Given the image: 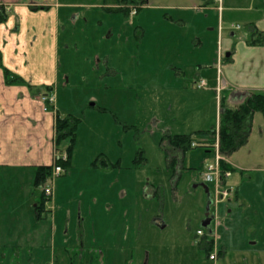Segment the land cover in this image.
Masks as SVG:
<instances>
[{
	"label": "rangeland",
	"instance_id": "rangeland-1",
	"mask_svg": "<svg viewBox=\"0 0 264 264\" xmlns=\"http://www.w3.org/2000/svg\"><path fill=\"white\" fill-rule=\"evenodd\" d=\"M68 1L52 95L60 117L76 119L69 167L50 182L56 196L39 219L33 177L0 179V264H264V117L254 114L247 141L226 157L238 195L229 214L217 206L215 260L196 230L207 234L201 183L216 134L176 154L174 172L160 143L217 125L223 51L247 40L264 0ZM227 96L218 92L222 104ZM81 244L93 253L80 258Z\"/></svg>",
	"mask_w": 264,
	"mask_h": 264
},
{
	"label": "crops",
	"instance_id": "crops-1",
	"mask_svg": "<svg viewBox=\"0 0 264 264\" xmlns=\"http://www.w3.org/2000/svg\"><path fill=\"white\" fill-rule=\"evenodd\" d=\"M0 7L7 12L6 20L0 23V53L4 67L29 85L54 86L58 80V30L62 21H65V13L71 9V3L68 0H0ZM252 25L258 31H264V15ZM245 42L233 50L229 46L225 47L223 51L226 53L232 50L231 60L223 64V80L219 88V92L227 91V106L237 104L248 90L264 89V46H248ZM197 77L192 83L203 79L200 75ZM217 85L216 80V123L220 112ZM55 111V104L48 107L38 96L32 97L26 86L6 85L0 69L1 180L15 179L18 184H22L28 173L34 181L37 166L53 163L54 154L60 151H56L54 146ZM201 139L206 141L208 137L203 136ZM237 195L236 189L233 197ZM55 196L53 193L52 202ZM224 203L226 213L229 214V201ZM2 211L0 203V213ZM130 244L128 242L127 245L131 249ZM119 249L122 250L120 252L125 250ZM88 252L93 253L81 244L80 258L86 257ZM102 253L104 255V251Z\"/></svg>",
	"mask_w": 264,
	"mask_h": 264
},
{
	"label": "trees",
	"instance_id": "trees-1",
	"mask_svg": "<svg viewBox=\"0 0 264 264\" xmlns=\"http://www.w3.org/2000/svg\"><path fill=\"white\" fill-rule=\"evenodd\" d=\"M124 1V0H122ZM138 1V0H137ZM145 0H139V4H143ZM36 9H39L38 7ZM118 9V8H117ZM7 18V12L0 7V23L4 22ZM249 46H264V31H258L255 27H251V32L246 40ZM232 50L230 56L224 57V62L231 60ZM0 69L2 71L3 80L6 85H23L26 86L32 97L39 95H49L53 92V85H29L19 76H13L10 71L4 67L0 53ZM50 104L48 103V107ZM220 112L218 115V141L219 153L223 157L232 154L236 149L247 141L248 133L251 127L252 117L256 113H260L264 117V89L261 90H248L242 94L239 102L233 106L222 104L219 100ZM75 127L76 119L71 116L60 117L58 111H55L54 118V146L58 149L60 140L67 138L68 146L66 148L67 158L65 161L56 160L55 164L62 166L64 169L69 167L70 152L74 146L75 141ZM215 134V127L209 130H201L192 134H168L165 133L160 137V143L167 145L169 151L165 154L167 160V167L174 172L176 163V154H184L188 148L196 147V144L191 146L192 142L196 141L197 136H207ZM210 142L213 140H209ZM202 143V142H199ZM198 144V143H197ZM204 147V146H202ZM206 148V147H205ZM103 162V160H102ZM105 164V162H103ZM221 170L228 169L232 171L233 168L225 162L220 163ZM52 171V165L37 166L34 173V187L39 188L49 177ZM45 199L41 195V201L36 203L34 210L36 219L40 218V213L44 210ZM205 240V241H204ZM203 240L202 247L205 249L207 255L212 249V241Z\"/></svg>",
	"mask_w": 264,
	"mask_h": 264
},
{
	"label": "built area",
	"instance_id": "built-area-1",
	"mask_svg": "<svg viewBox=\"0 0 264 264\" xmlns=\"http://www.w3.org/2000/svg\"><path fill=\"white\" fill-rule=\"evenodd\" d=\"M204 85V82L201 81L198 87H201ZM43 100H45V97H42ZM51 100V98H49ZM214 148H215V158L214 161L206 166L205 172H204V180L208 182H213L215 185V193H214V198H215V203L218 201H222L224 199H227L231 192L232 188L224 187L222 185V182L225 178L229 176V172L225 171L222 172L219 166V159L220 155L218 154V141L216 139L214 143ZM219 155V156H218ZM222 159V158H221ZM61 172V167L58 165H55L52 170V175L51 177L57 176ZM43 193L45 197H50L52 194V188L48 183H45L42 187ZM197 234L201 235V231H197ZM214 254L210 255V259H214Z\"/></svg>",
	"mask_w": 264,
	"mask_h": 264
},
{
	"label": "water",
	"instance_id": "water-1",
	"mask_svg": "<svg viewBox=\"0 0 264 264\" xmlns=\"http://www.w3.org/2000/svg\"><path fill=\"white\" fill-rule=\"evenodd\" d=\"M225 56H229V53H226ZM201 185L204 187V191H205V193L207 195V201H206V206H205V211H204V218L201 220L200 226L203 227V228H207L208 224L211 221V218L208 216L211 200H210V196H209V191H208L207 185L205 183H201Z\"/></svg>",
	"mask_w": 264,
	"mask_h": 264
},
{
	"label": "flooded vegetation",
	"instance_id": "flooded-vegetation-1",
	"mask_svg": "<svg viewBox=\"0 0 264 264\" xmlns=\"http://www.w3.org/2000/svg\"><path fill=\"white\" fill-rule=\"evenodd\" d=\"M213 222V221H212ZM213 223H215V222H213ZM209 229V228H208Z\"/></svg>",
	"mask_w": 264,
	"mask_h": 264
}]
</instances>
